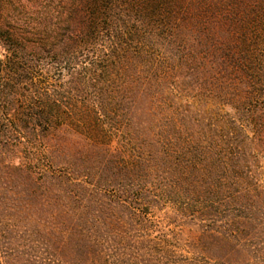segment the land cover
I'll return each instance as SVG.
<instances>
[{"label":"trees","instance_id":"obj_1","mask_svg":"<svg viewBox=\"0 0 264 264\" xmlns=\"http://www.w3.org/2000/svg\"><path fill=\"white\" fill-rule=\"evenodd\" d=\"M0 44L6 51L0 57V116L10 123L1 134L39 137L38 128L43 127L53 159L68 162L79 154L76 147L68 148L60 132L66 127L100 136V113L110 127L130 128L124 121L133 109L130 76L140 77L149 68L156 76L174 66L206 83L216 82L220 94L230 92L252 134L234 120L188 137L177 119H165L166 127L132 169L149 177L165 176L171 188L205 200L211 185L217 188L226 176L252 173L250 163L264 157V0H0ZM46 63L67 66L73 96L59 100L42 95L39 104L24 95L21 84L28 81L36 90V73ZM82 63L90 68L75 72L72 67ZM87 89L94 104L79 99ZM90 138L93 142L97 137ZM62 182L73 204L83 197L89 203L95 200L87 181ZM90 208L95 225L83 217L77 235L87 260L97 254L93 237L113 235L119 228L110 209L98 211L103 215L98 223L97 209ZM98 254L102 259L91 262H110Z\"/></svg>","mask_w":264,"mask_h":264},{"label":"rangeland","instance_id":"obj_2","mask_svg":"<svg viewBox=\"0 0 264 264\" xmlns=\"http://www.w3.org/2000/svg\"><path fill=\"white\" fill-rule=\"evenodd\" d=\"M5 55L0 44V57ZM66 67L43 64L33 83L36 90L28 81L21 84L24 95L39 104L42 95L59 100L73 96ZM175 67L156 76L152 68L138 71L140 77L130 76L133 109L124 118L130 128H112L100 113L104 126L100 136L87 129H62L68 148L79 152L68 162L50 157L43 127L38 128L39 137L17 132L2 136L10 123L0 116L1 264H264V157L250 163L252 173L226 176L217 188L211 185L205 200L171 188L165 176L149 177L132 169L146 156L155 134L166 127L165 119H177L188 137L234 120L252 134L230 92L220 94L216 82L206 83L188 69ZM72 68L84 72L90 67L82 63ZM79 99L94 104L88 89ZM260 102L264 105V99ZM22 104L17 103L20 108ZM91 135L97 137L93 142ZM64 178L87 181L95 200L89 203L83 197L73 204L66 196ZM89 206L97 209L98 223L103 216L98 211L110 209L119 228L113 235L94 236L97 254L87 260L77 235L83 217L95 225ZM98 251L110 262H91L94 257L102 259Z\"/></svg>","mask_w":264,"mask_h":264}]
</instances>
